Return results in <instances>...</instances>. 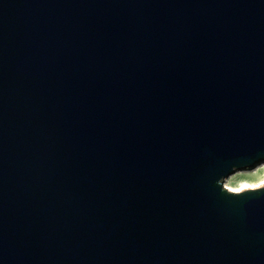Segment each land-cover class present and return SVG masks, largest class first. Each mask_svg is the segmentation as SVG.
I'll use <instances>...</instances> for the list:
<instances>
[{
    "label": "water",
    "instance_id": "95a60500",
    "mask_svg": "<svg viewBox=\"0 0 264 264\" xmlns=\"http://www.w3.org/2000/svg\"><path fill=\"white\" fill-rule=\"evenodd\" d=\"M264 0H0V264H264Z\"/></svg>",
    "mask_w": 264,
    "mask_h": 264
},
{
    "label": "bare ground",
    "instance_id": "6f19581e",
    "mask_svg": "<svg viewBox=\"0 0 264 264\" xmlns=\"http://www.w3.org/2000/svg\"><path fill=\"white\" fill-rule=\"evenodd\" d=\"M260 170L264 171V161L258 163L257 165H255L252 168L239 170V171L236 172L237 174L235 176H231V177L232 178L236 177V176H238L239 174H242V173H250V172L258 173ZM231 177H230V179H231ZM225 185L231 191H234V192H241V191H244V190H247V189H256V188L264 186V175L262 176V178H260L258 181H255V182L243 181V182H241L240 186H238V187H231V186H229L227 184V182H226Z\"/></svg>",
    "mask_w": 264,
    "mask_h": 264
},
{
    "label": "rangeland",
    "instance_id": "374dc122",
    "mask_svg": "<svg viewBox=\"0 0 264 264\" xmlns=\"http://www.w3.org/2000/svg\"><path fill=\"white\" fill-rule=\"evenodd\" d=\"M237 173L231 175V176H235ZM264 175V171L260 170L258 173H242L239 174L236 177H228L227 180L225 181V184L227 182V184L231 187H238L240 186L241 182L243 181H249V182H255L258 181L260 178H262V176Z\"/></svg>",
    "mask_w": 264,
    "mask_h": 264
},
{
    "label": "snow or ice",
    "instance_id": "6c2138e0",
    "mask_svg": "<svg viewBox=\"0 0 264 264\" xmlns=\"http://www.w3.org/2000/svg\"><path fill=\"white\" fill-rule=\"evenodd\" d=\"M247 187V186H246Z\"/></svg>",
    "mask_w": 264,
    "mask_h": 264
}]
</instances>
